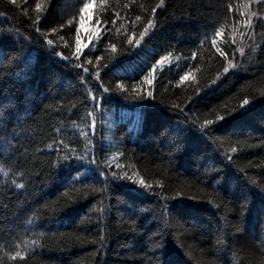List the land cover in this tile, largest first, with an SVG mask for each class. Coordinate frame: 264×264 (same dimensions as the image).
Returning a JSON list of instances; mask_svg holds the SVG:
<instances>
[{"label":"trees","instance_id":"trees-1","mask_svg":"<svg viewBox=\"0 0 264 264\" xmlns=\"http://www.w3.org/2000/svg\"><path fill=\"white\" fill-rule=\"evenodd\" d=\"M0 264H264V0H0Z\"/></svg>","mask_w":264,"mask_h":264},{"label":"rangeland","instance_id":"rangeland-1","mask_svg":"<svg viewBox=\"0 0 264 264\" xmlns=\"http://www.w3.org/2000/svg\"><path fill=\"white\" fill-rule=\"evenodd\" d=\"M254 2H256V0H254ZM91 10H92V5H89L87 8L84 7V9L82 11V14L83 15L84 14L87 15V16H84V17L90 19L91 16H92L91 15ZM86 22H87V20L85 21V19H82V17H81V29L80 30H82V32H84V33H86L88 30H90V29H88L90 27V25L87 24ZM86 24H87V27H86ZM97 33H98V30H94V34H97ZM92 36H93V33H92Z\"/></svg>","mask_w":264,"mask_h":264},{"label":"snow or ice","instance_id":"snow-or-ice-1","mask_svg":"<svg viewBox=\"0 0 264 264\" xmlns=\"http://www.w3.org/2000/svg\"><path fill=\"white\" fill-rule=\"evenodd\" d=\"M87 7H88V5H85V8H87ZM217 35H219V33H217ZM79 40H80V38H79V36H77V41H78L77 53H79L81 51L80 46H79ZM49 43H51V41H49ZM57 55H59V54L57 53ZM157 63H159V61ZM77 67H79V65H77ZM225 71H227V69H225ZM241 107H243V105ZM221 119H223V118L219 117V116L217 117V120H221ZM205 123L210 125V124H212V121H205ZM233 151H235V150H233ZM80 159H82V158H80Z\"/></svg>","mask_w":264,"mask_h":264}]
</instances>
